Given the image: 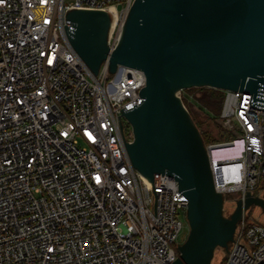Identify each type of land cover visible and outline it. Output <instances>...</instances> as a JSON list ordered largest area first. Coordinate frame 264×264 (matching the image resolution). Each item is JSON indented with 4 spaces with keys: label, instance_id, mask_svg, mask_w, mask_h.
<instances>
[{
    "label": "built area",
    "instance_id": "built-area-1",
    "mask_svg": "<svg viewBox=\"0 0 264 264\" xmlns=\"http://www.w3.org/2000/svg\"><path fill=\"white\" fill-rule=\"evenodd\" d=\"M134 2L0 0V264H172L180 257L188 199L174 178L154 174L155 216L154 189L124 141L133 132L121 110L142 102L144 73L119 66L109 74L105 60L93 74L65 30L71 9L109 12L112 51ZM223 92L219 121L234 139L207 148L215 189L234 209L264 180V110L250 106L252 94ZM237 144L238 154H215ZM245 213L226 264H264V224Z\"/></svg>",
    "mask_w": 264,
    "mask_h": 264
},
{
    "label": "water",
    "instance_id": "water-1",
    "mask_svg": "<svg viewBox=\"0 0 264 264\" xmlns=\"http://www.w3.org/2000/svg\"><path fill=\"white\" fill-rule=\"evenodd\" d=\"M111 21L103 10L71 9L69 42L95 75L105 60L109 74L119 66L144 73L142 102L121 110L133 132L126 142L120 121L127 153L154 189L155 216L154 174L174 178L188 199L190 232L172 264H220L230 256L243 214L253 206L264 214V198L248 192L225 215L211 150L180 92L240 91L252 94L250 106L264 110V0H135L112 51Z\"/></svg>",
    "mask_w": 264,
    "mask_h": 264
},
{
    "label": "trees",
    "instance_id": "trees-1",
    "mask_svg": "<svg viewBox=\"0 0 264 264\" xmlns=\"http://www.w3.org/2000/svg\"><path fill=\"white\" fill-rule=\"evenodd\" d=\"M201 91L203 95L196 100L201 105L199 106V110L203 111L206 114V118L200 115V112L193 113L189 107L192 106L188 100V95L186 98H183V103L185 107L188 109L193 121L195 122L197 128L199 129L202 138L206 145L221 143L227 140H233L234 136L228 132L225 128L224 130L217 125L215 131L213 121L219 120L221 114V108L224 98V92L220 90L210 89V88H193L187 90L186 93L190 95L191 92ZM264 180H262L263 182ZM258 189L256 190V194L258 193ZM225 259H222L220 264H223Z\"/></svg>",
    "mask_w": 264,
    "mask_h": 264
},
{
    "label": "rangeland",
    "instance_id": "rangeland-1",
    "mask_svg": "<svg viewBox=\"0 0 264 264\" xmlns=\"http://www.w3.org/2000/svg\"><path fill=\"white\" fill-rule=\"evenodd\" d=\"M198 89H202V88H198ZM186 91L183 94V98L185 99L186 96L188 95L187 96L188 100H189L190 104H192V106L189 107L190 110L193 113L200 112V115H202L205 119L207 116L203 111L199 110L200 109L199 106L201 107V105L196 100L197 98L201 97L203 95V93L201 91H195V92H191L189 95V93L187 94ZM213 125H214V128H213L214 130L216 129L217 125L220 126L224 130V126L221 124V122L218 119L213 121ZM215 131H217V130H215ZM241 148H242V146L240 144H237L235 149L221 150L215 154H217L220 157L226 158V157H230L234 154H238L239 150ZM257 194L264 198V181L259 186ZM230 197L231 196H229L228 198H230ZM229 203L230 202L227 199V201L225 203V208H227V211H229L228 207L231 206V204H229ZM229 209H231V212L234 210L232 208V206ZM226 213L229 214V212H226ZM245 216H246L247 221H257L259 223L264 224V214H263L262 210L257 206H253L248 211H246ZM181 219L183 220L184 228H183V230L180 234V238H179L180 245L185 243V241L187 240V238L189 236V232H190V227H189V222L187 220V216H184V214H182ZM223 259H225L223 264H226V257L224 256Z\"/></svg>",
    "mask_w": 264,
    "mask_h": 264
}]
</instances>
